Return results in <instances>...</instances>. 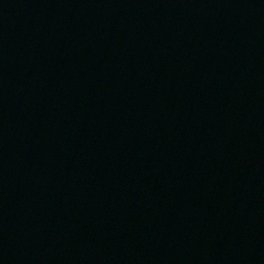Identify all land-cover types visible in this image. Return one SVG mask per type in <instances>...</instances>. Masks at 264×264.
<instances>
[{
  "label": "water",
  "instance_id": "95a60500",
  "mask_svg": "<svg viewBox=\"0 0 264 264\" xmlns=\"http://www.w3.org/2000/svg\"><path fill=\"white\" fill-rule=\"evenodd\" d=\"M0 264H264V0H0Z\"/></svg>",
  "mask_w": 264,
  "mask_h": 264
}]
</instances>
